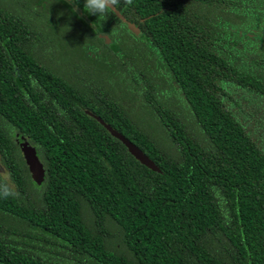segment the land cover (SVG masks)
Here are the masks:
<instances>
[{"label":"trees","instance_id":"1","mask_svg":"<svg viewBox=\"0 0 264 264\" xmlns=\"http://www.w3.org/2000/svg\"><path fill=\"white\" fill-rule=\"evenodd\" d=\"M73 2L0 0V264H264V0Z\"/></svg>","mask_w":264,"mask_h":264},{"label":"water","instance_id":"2","mask_svg":"<svg viewBox=\"0 0 264 264\" xmlns=\"http://www.w3.org/2000/svg\"><path fill=\"white\" fill-rule=\"evenodd\" d=\"M74 9L76 8L73 0H66ZM110 11L121 20V22L126 26V28L133 33L137 38H141L143 32L135 25L127 21L121 13L116 9H110ZM80 16L82 19L93 29L96 30V27L91 24L84 13H81ZM97 38L101 39L105 45H109L111 39L105 32H96ZM84 113L91 115L102 127L114 138L118 139L127 149V151L132 155L134 159H136L139 163L148 167L151 170H158L156 165L146 156L137 146L131 143L127 138H125L121 133L111 127L109 124L104 123L102 119L93 113H91L87 109H83ZM15 141L21 151L22 158L24 160V164L30 174L31 179L38 183L42 179L43 169L42 165L39 162L37 156L35 155V151L32 146H30L27 141L22 136H16Z\"/></svg>","mask_w":264,"mask_h":264},{"label":"clouds","instance_id":"3","mask_svg":"<svg viewBox=\"0 0 264 264\" xmlns=\"http://www.w3.org/2000/svg\"><path fill=\"white\" fill-rule=\"evenodd\" d=\"M126 3H131L132 0H125ZM118 4V0H85L84 9L89 14L103 15L110 9H114Z\"/></svg>","mask_w":264,"mask_h":264},{"label":"rangeland","instance_id":"4","mask_svg":"<svg viewBox=\"0 0 264 264\" xmlns=\"http://www.w3.org/2000/svg\"><path fill=\"white\" fill-rule=\"evenodd\" d=\"M224 91H225V93H226V95L227 96H231V94L229 93V89H224ZM227 96L226 97H222V101H223V103H224V106H225V108H227V109H229L236 117H237V114H239V110H240V108L239 107H237L236 105H234V104H236L237 102L239 103V101H238V99H236L235 100V103L234 102H232V100L231 99H229V98H227ZM241 106V105H240ZM242 107L244 108V109H248L249 111H252L251 110V108L250 107H247V106H244V105H242ZM260 106H258V108H259ZM241 116V115H240ZM4 176V178L5 179H7V175L5 174V175H3Z\"/></svg>","mask_w":264,"mask_h":264},{"label":"flooded vegetation","instance_id":"5","mask_svg":"<svg viewBox=\"0 0 264 264\" xmlns=\"http://www.w3.org/2000/svg\"><path fill=\"white\" fill-rule=\"evenodd\" d=\"M75 6H76V5H75ZM76 8H77V7H76ZM76 8H75V9H76ZM78 13H79V15L81 14V12H79V11H78Z\"/></svg>","mask_w":264,"mask_h":264}]
</instances>
